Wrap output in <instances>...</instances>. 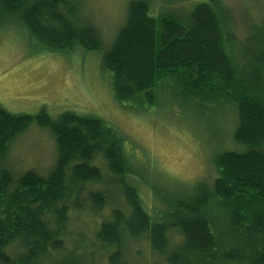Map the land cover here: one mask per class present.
I'll return each instance as SVG.
<instances>
[{"label": "trees", "instance_id": "obj_1", "mask_svg": "<svg viewBox=\"0 0 264 264\" xmlns=\"http://www.w3.org/2000/svg\"><path fill=\"white\" fill-rule=\"evenodd\" d=\"M159 2L156 11L128 2L107 46L73 0H0V26L18 23L46 51L101 52L118 103L155 105L171 83L182 104L233 112V149L214 157L210 182L188 197L158 196L148 211L137 166L102 119L0 107V264H94V253L128 264L127 248L141 239L164 264H264V31L236 55L220 0ZM33 124L51 134L56 162L47 175L14 179L8 150ZM81 217L88 230L73 231Z\"/></svg>", "mask_w": 264, "mask_h": 264}, {"label": "rangeland", "instance_id": "obj_2", "mask_svg": "<svg viewBox=\"0 0 264 264\" xmlns=\"http://www.w3.org/2000/svg\"><path fill=\"white\" fill-rule=\"evenodd\" d=\"M73 1L107 46L123 24L127 4L132 0ZM148 1L153 11L161 6L159 0ZM220 1L229 10V31L235 41L233 52L238 55L243 44L251 47L256 43V34L264 31V0ZM101 55L46 51L18 23L0 26V107L15 115L34 116L45 111L55 119L69 111L102 119L122 137L124 155L137 166V188L148 211L159 204L158 196L188 197L198 181L210 182L214 157L233 149V112L225 113L221 107L212 111L210 107L182 104L176 98L177 85L171 83L158 95L155 105L139 108L118 103ZM236 57L241 64V57ZM56 158L49 131L33 124L12 143L4 165L14 179L29 170L44 176L51 171ZM102 184L108 188L109 179ZM81 219V225H72L73 231L88 230L90 221L86 217ZM176 242L177 236L173 239ZM94 258V264H105L104 257L94 253ZM124 260L128 264H164L150 252L145 239L131 243Z\"/></svg>", "mask_w": 264, "mask_h": 264}]
</instances>
